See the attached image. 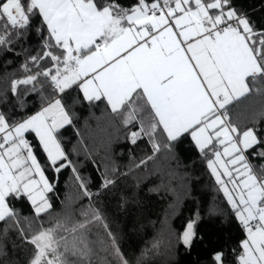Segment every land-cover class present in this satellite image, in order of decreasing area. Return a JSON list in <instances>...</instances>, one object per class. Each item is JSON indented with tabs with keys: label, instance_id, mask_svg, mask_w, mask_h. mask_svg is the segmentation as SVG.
I'll return each instance as SVG.
<instances>
[{
	"label": "snow or ice",
	"instance_id": "6c2138e0",
	"mask_svg": "<svg viewBox=\"0 0 264 264\" xmlns=\"http://www.w3.org/2000/svg\"><path fill=\"white\" fill-rule=\"evenodd\" d=\"M198 246L264 264V0H0V264Z\"/></svg>",
	"mask_w": 264,
	"mask_h": 264
},
{
	"label": "trees",
	"instance_id": "16d2710c",
	"mask_svg": "<svg viewBox=\"0 0 264 264\" xmlns=\"http://www.w3.org/2000/svg\"><path fill=\"white\" fill-rule=\"evenodd\" d=\"M203 255L202 248L198 246L190 254L182 253L179 258V264H197L198 258L202 259Z\"/></svg>",
	"mask_w": 264,
	"mask_h": 264
}]
</instances>
